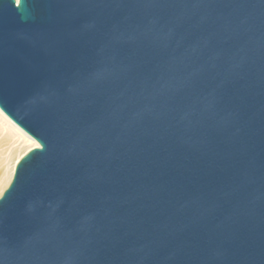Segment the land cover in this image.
<instances>
[{"label":"water","instance_id":"95a60500","mask_svg":"<svg viewBox=\"0 0 264 264\" xmlns=\"http://www.w3.org/2000/svg\"><path fill=\"white\" fill-rule=\"evenodd\" d=\"M0 110V264H264V0H0Z\"/></svg>","mask_w":264,"mask_h":264},{"label":"bare ground","instance_id":"6f19581e","mask_svg":"<svg viewBox=\"0 0 264 264\" xmlns=\"http://www.w3.org/2000/svg\"><path fill=\"white\" fill-rule=\"evenodd\" d=\"M0 131L4 133V136L7 138V140L11 141V144H12V140L13 143L15 144V146L12 147V149L9 151L8 155L4 159L5 169H4L3 177L0 179V194H1L4 188L7 185H9L8 184L10 183L9 181H11L12 179L15 166L22 157L20 156V154H22V152L25 151V149L27 150L29 148L31 150L37 147L38 144L33 138H31L22 129H20L17 125H15L1 110H0Z\"/></svg>","mask_w":264,"mask_h":264},{"label":"rangeland","instance_id":"374dc122","mask_svg":"<svg viewBox=\"0 0 264 264\" xmlns=\"http://www.w3.org/2000/svg\"><path fill=\"white\" fill-rule=\"evenodd\" d=\"M14 146H15V144L13 143V140H12V144H11V141L7 140V138L4 136V133H2L0 131V179L3 177V173H4V169H5L4 168V166H5L4 159L6 158L9 151L12 149V147H14ZM29 150H30L29 148L27 150L25 149V151H23L22 154H20V156H23ZM5 188H4V190H5ZM2 192H1V194H2Z\"/></svg>","mask_w":264,"mask_h":264}]
</instances>
